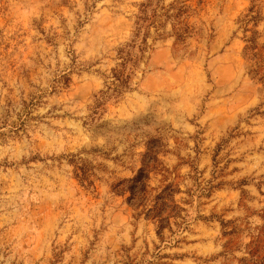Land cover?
<instances>
[{
	"label": "rangeland",
	"instance_id": "1",
	"mask_svg": "<svg viewBox=\"0 0 264 264\" xmlns=\"http://www.w3.org/2000/svg\"><path fill=\"white\" fill-rule=\"evenodd\" d=\"M262 258L264 0H0V264Z\"/></svg>",
	"mask_w": 264,
	"mask_h": 264
},
{
	"label": "trees",
	"instance_id": "2",
	"mask_svg": "<svg viewBox=\"0 0 264 264\" xmlns=\"http://www.w3.org/2000/svg\"><path fill=\"white\" fill-rule=\"evenodd\" d=\"M126 63L127 61H125V65ZM122 75L124 74L116 71L114 74L115 82L120 83ZM127 80L128 78H124L122 83L126 84ZM158 162L159 160L157 157H150L149 154H147L144 158L143 167L138 171L137 175L124 183V185H126L124 191L131 195L129 199L130 204L143 207L149 202V172L150 169H153V165ZM174 194L175 191L172 190V187H167L162 194L154 199L153 205L145 210L147 218L156 220L161 230L170 223V219L175 216L176 210H179V207L175 205L173 200ZM254 264H264V259L262 258L259 262H254Z\"/></svg>",
	"mask_w": 264,
	"mask_h": 264
}]
</instances>
